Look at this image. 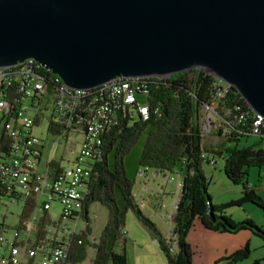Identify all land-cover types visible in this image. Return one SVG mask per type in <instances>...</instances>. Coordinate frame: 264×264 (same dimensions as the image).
I'll return each mask as SVG.
<instances>
[{
    "label": "water",
    "instance_id": "obj_1",
    "mask_svg": "<svg viewBox=\"0 0 264 264\" xmlns=\"http://www.w3.org/2000/svg\"><path fill=\"white\" fill-rule=\"evenodd\" d=\"M73 87L201 67L264 118V0H0V66Z\"/></svg>",
    "mask_w": 264,
    "mask_h": 264
},
{
    "label": "built area",
    "instance_id": "obj_2",
    "mask_svg": "<svg viewBox=\"0 0 264 264\" xmlns=\"http://www.w3.org/2000/svg\"><path fill=\"white\" fill-rule=\"evenodd\" d=\"M153 77L169 76L118 75L88 88L68 85L54 72L45 75L39 61L38 69L27 66L18 72L0 66V264H71L69 245L78 221L84 220V199L101 159L103 138L122 117L149 119L147 95ZM212 86L214 95L203 104L200 116L203 137L222 125L224 135L230 125L216 107L231 85L216 78ZM95 108H102V115H95ZM236 109L232 121L242 122L248 114L253 132L264 122L253 109L251 114L239 105ZM40 120L57 137L80 134L78 152L69 164L62 157L42 162L44 143L35 133ZM202 156L215 163L207 152ZM53 201L59 204L55 213ZM18 203L17 221L8 223L6 216ZM92 251L88 246L87 257L75 264H87Z\"/></svg>",
    "mask_w": 264,
    "mask_h": 264
},
{
    "label": "trees",
    "instance_id": "obj_3",
    "mask_svg": "<svg viewBox=\"0 0 264 264\" xmlns=\"http://www.w3.org/2000/svg\"><path fill=\"white\" fill-rule=\"evenodd\" d=\"M52 75V71L49 70ZM149 119L141 120L122 117L119 124L113 126L102 141L101 159L96 162L88 191L84 199L82 215L84 227L73 233L69 245V262L75 264L87 257L88 246L93 251L90 264H127L125 251V213L127 209L141 220L157 242L166 257V264H192V251L187 240V231L196 220L204 227L219 231H238L249 228L264 242V225L256 223L250 216L235 220L226 212L229 204H241L250 200L264 211V199L251 187L247 174L249 167H261L264 164V145L256 146L264 139V122L253 132V119L248 114L242 122H235L233 114L238 110L252 108L234 86H229L225 94L218 98L217 111L224 119L230 120L227 132L222 135L221 127L217 133L223 139L212 149L214 154H225L223 170L227 179L241 185V194L225 202L212 203L206 187L208 180L204 174L202 152H207L201 134L200 111L214 95L213 82L216 77L203 68L191 67L175 72L167 78L153 77L149 80ZM50 130L52 128L48 126ZM56 130V129H55ZM259 136V141L240 146V140L249 134ZM144 134L137 164L158 171L180 169L181 186L173 208V238L165 236L159 226L145 215L135 201L131 190L133 178L125 171L124 157ZM234 142L232 145H227ZM93 202L107 207L105 224L99 236L91 240V217L88 212ZM120 241V243H119ZM119 243V248L115 245ZM249 253L246 243L232 251L222 264L235 263Z\"/></svg>",
    "mask_w": 264,
    "mask_h": 264
},
{
    "label": "rangeland",
    "instance_id": "obj_4",
    "mask_svg": "<svg viewBox=\"0 0 264 264\" xmlns=\"http://www.w3.org/2000/svg\"><path fill=\"white\" fill-rule=\"evenodd\" d=\"M202 112L203 111H200V116ZM219 127H223V125ZM35 133L38 134L39 137H41L44 143L43 151H42V162L47 161L48 159L57 160L59 157H62L64 161L63 163L69 164L73 160L76 152H78L79 144H80L79 138L81 137L80 134L70 132L66 136L57 137L56 134H52L47 131L45 120L38 121V124L35 127ZM144 138L145 136L144 134H142L140 138L137 140L136 144L133 146V148H131L129 153L126 154L124 157V164L126 168L125 171L128 175L131 176V178H133V184L131 185V190L136 189L134 184H136V181L138 179L143 180V178L145 181H150L149 187L152 186L153 182L151 183V180L154 179L155 177L153 178L151 176V173L154 170L158 171L154 168H146L143 166H139L137 164V157L138 154L140 153ZM203 138H204L203 144L207 146L208 149L210 148L209 150H212L213 149L212 147L215 146L217 143H219L223 139V136L219 135L217 133V130H215L213 132L211 131L206 133ZM259 140H260L259 136L252 133L249 134L248 136L242 137L239 145L240 146L249 145L251 143L253 144L258 142ZM232 143L234 142H229L227 143V145L230 144L232 145ZM263 145H264V139L256 146H263ZM210 156L211 155H209V157ZM224 158H225V154H215L214 160H216V164H217L216 167H214V165L208 161L207 162L203 161L202 163L204 174L208 180L206 189L210 194L212 203H219V202L221 203L224 202L225 198H228V200H230L233 197L234 198L239 197L241 194L240 191L241 185L233 183L232 181L227 179L226 176L224 175V170H223ZM144 169H146L145 170L146 173L144 175H140L137 173L138 170H144ZM178 171H180L179 168L177 170L175 169V171L172 172L160 171L161 174L164 175L165 179L167 178L169 180V184L168 186H166V189H164V193H162V195L160 196L161 199L159 198V196H156L157 198L153 199V203L156 204L159 202L161 214H163V216L161 217H159V215L153 216V213H155L154 208L152 211L149 207H147L149 206V203L145 202V200H142L141 196L138 197L137 201L135 200L140 206V208L144 211L145 215H147L157 223L162 234L167 235V237L171 236L173 238V245H172L173 248L176 247L175 237L171 231L174 226L172 209L174 205V200L176 198V193L173 187L177 185V180L179 177V175L177 174L179 173ZM159 175L157 176L158 179L160 177ZM247 177L251 187L253 188L262 187L261 185H264V164L260 168L251 165L249 167V173L247 174ZM142 191L146 193V195L144 194L145 198L152 193L150 189H148V191H145L143 189ZM157 191L161 192L160 187ZM257 191L264 199V186L263 188L257 189ZM141 203L142 206L140 205ZM52 204L54 205L52 210L55 213V211H58L59 204L54 201L52 202ZM11 210L13 211V214H9L6 216V220L8 221V223H12V222L14 223L17 221L16 213H18L21 210V205L19 203L12 205ZM146 210H148L149 212L147 213ZM225 210L227 213L231 214L233 218H235V220H240L245 216H250L256 223H260L264 221L263 209L254 202H251L250 200L244 201L241 204H235V203L229 204L225 207ZM93 211L95 212L96 216H94V218H91V223H90L91 235H95L96 237H98L101 228H103L105 224L108 210L105 205L100 204L99 202H93L88 212L90 217L92 216ZM97 212H98V217H97ZM128 212L131 213L132 211L127 209L125 213V225L123 228L124 235L126 234L125 238H127L125 240V243L128 241V244L124 243V245H127V248L125 249V251L126 250L128 251V252L126 251V255L128 257L127 261H129V263L132 264L133 263L148 264L146 261L143 260L144 257L145 260L147 261L152 260V262L154 261L155 264H164L163 260H161L158 257V254L150 253V251H152L153 249V246L151 245L150 242L151 234L147 230L148 228L139 219H138L139 221L136 220L131 221L129 216H127ZM81 219L78 221L77 230L84 227V220L83 218ZM243 230H248L250 232L249 235H251L252 237L251 242L249 244L250 250L246 256H244L243 258L232 264H264L263 257L259 256L256 259V256L261 254V249L264 247V244L259 245L255 243L254 240L255 238L258 240H262V238L254 234V232L249 230V228H243ZM197 236L200 237V235H198L196 232H192L190 234L191 242H193V238L196 239ZM133 238H137L139 242L141 241V243H143L144 246V250L141 249L142 253L138 254V257L135 254V250L130 247ZM119 243L115 245L116 249L120 247ZM87 264H90V262H88Z\"/></svg>",
    "mask_w": 264,
    "mask_h": 264
},
{
    "label": "crops",
    "instance_id": "obj_5",
    "mask_svg": "<svg viewBox=\"0 0 264 264\" xmlns=\"http://www.w3.org/2000/svg\"><path fill=\"white\" fill-rule=\"evenodd\" d=\"M205 148L207 150V153L209 155H211V157L213 156V158L215 159V154H214V152H212L213 150H209L210 148L208 149L207 146H205ZM212 148L215 149V146H213ZM213 165H214V167L217 166L216 160H215V163ZM145 170L146 169L138 170L137 173L140 175H144L146 173ZM177 174L179 175L178 180H177V185L175 187H173V189L175 190V193H176V198L174 200V203L177 200L179 187L181 186L180 174L179 173H177ZM158 175L160 176L159 179L157 177ZM151 176L153 178L155 177L154 179L151 180V183L153 182L152 186L149 187L150 181H145L144 178H143V180L138 179L136 181V184H134L136 189H133L132 193H133L136 201H137L138 197L141 196L142 200H145V202L149 203V206H147V207H149L152 211L154 208L155 213H153V216L159 215V217H161V216H163V214H161L159 202L154 204L153 199L157 198L156 196H159V198L161 199L160 196L162 195V193H164V189H166V186H168L169 180L167 178L165 179L164 175L161 174L160 171H155V170L152 171ZM160 179L164 180V181H161ZM261 186L262 187H257L255 189L257 190V189L263 188L264 185H261ZM141 187H143V188H141ZM159 187L161 189V192L157 191L159 189ZM143 189L145 191H148V189H150L152 191V193L149 194L148 197L145 198L144 194L146 195V193L142 191ZM154 190H156V191H154ZM225 201H228V198H225L224 202ZM140 205L142 206V203ZM98 212H99V209H98ZM98 212H97V217H98ZM146 212L148 213L149 211L146 210ZM172 212H173V209H172ZM127 216H129L131 221H133V220L139 221L133 212H131V213L128 212ZM259 224L264 225V221L260 222ZM192 232H196L198 235H200V237L197 236L196 239L193 238V242H191V239H190V234ZM249 233L250 232L248 230H243V229H240L236 232H234V231H219L216 229H209V228L204 227V225L199 220H196L194 222V224L192 225V227L190 228V230L187 231V235H186L188 243L190 245L189 247L192 251L191 263L192 264H222V263L226 262L228 259L225 257L227 255H229L232 251H234L238 248H241L246 243H248V245L250 244L252 237H251V235H249ZM125 236H126V234H125ZM165 236H167V235H165ZM254 240H255V243H257L259 245L264 244L263 240H258L256 238ZM150 242H151V245L153 246V249H152V251H150V253L158 254V257L161 260H163L164 264H166V257L163 254V252L161 251V249L158 247L159 244H158L157 240L153 236H151ZM261 242H262V244H261ZM131 243L132 244L130 245V247L135 250V254L138 257V254L142 253L141 249L144 250L143 243H141V241L139 242V240L137 238H133ZM125 244H128V241ZM126 248H127V245H125V249ZM249 248H250V246H249ZM259 256L264 258V247L261 249V254L256 256V259ZM127 259H128V257H127ZM127 259H126V263L132 264V263H129V261H127ZM143 260L146 261L148 264H155L154 261L153 262H152V260L147 261L144 259V257H143Z\"/></svg>",
    "mask_w": 264,
    "mask_h": 264
},
{
    "label": "bare ground",
    "instance_id": "obj_6",
    "mask_svg": "<svg viewBox=\"0 0 264 264\" xmlns=\"http://www.w3.org/2000/svg\"><path fill=\"white\" fill-rule=\"evenodd\" d=\"M29 66L31 69H38V61L34 58H25L23 60L17 61L15 64H9L8 70L18 72L19 69L25 68ZM49 68H46L43 64H41V72H43L45 75H51L49 74ZM95 115H102V108H95Z\"/></svg>",
    "mask_w": 264,
    "mask_h": 264
}]
</instances>
